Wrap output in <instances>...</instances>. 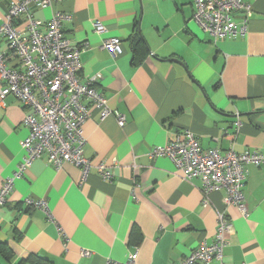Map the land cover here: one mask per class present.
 I'll list each match as a JSON object with an SVG mask.
<instances>
[{"label": "crops", "instance_id": "crops-1", "mask_svg": "<svg viewBox=\"0 0 264 264\" xmlns=\"http://www.w3.org/2000/svg\"><path fill=\"white\" fill-rule=\"evenodd\" d=\"M11 1L0 0V23ZM193 1L63 0L34 10L44 24L53 12L72 16L61 28L79 49L81 80L100 75L95 88L126 122L119 128L113 116L90 112L85 177L41 158L15 180L0 207V264H176L213 242L221 212L233 226L223 262L264 264V164L245 167L243 217L224 205L223 190L205 194L200 179H183L168 158L148 157L186 131L203 150L264 152V0H241L250 8L247 34L217 42L192 22ZM244 16L235 12L234 21ZM112 38L121 41L118 56L102 48ZM3 104L0 185L22 161L28 133L23 105L12 96ZM98 164L112 181L100 178ZM27 198L45 199L54 222L27 208Z\"/></svg>", "mask_w": 264, "mask_h": 264}, {"label": "built area", "instance_id": "built-area-1", "mask_svg": "<svg viewBox=\"0 0 264 264\" xmlns=\"http://www.w3.org/2000/svg\"><path fill=\"white\" fill-rule=\"evenodd\" d=\"M60 1L63 0H12L1 19L0 106L7 96L21 103L27 111L22 123L28 133L21 142L22 161L13 175L0 185V207L6 204L15 180L26 174L35 160L45 158L56 171L71 164L81 170L83 177L89 173L91 165L82 150L85 146L82 124L89 119L92 110L99 112L100 119L113 116L119 128L125 126V116L111 110L105 95L95 88L101 76L96 74L84 81L80 78L79 49L66 40L61 28L72 16L53 12L45 24L33 17L34 10L51 8L52 3ZM192 10V22L213 41L247 34L250 8L241 0H194ZM238 11L245 14L239 23L234 21ZM43 26L45 29L41 30ZM92 27L97 34L105 31L99 22ZM102 48L113 56L122 53L119 38L105 40ZM198 144L195 136L186 131L172 143L152 148L148 157L168 158L183 179H200L205 194L223 190L224 205L247 216L242 193L247 177L245 167L263 165L264 152L237 153L231 149L221 154L216 149L203 150ZM96 169L101 179L112 181L114 175L110 169L103 164H98ZM24 204L38 209L54 222L45 199L27 198ZM226 216L221 212L216 217L211 244L199 243L189 256L176 264H209L211 261L225 264L223 250L233 231L231 220ZM57 230L62 231L60 227Z\"/></svg>", "mask_w": 264, "mask_h": 264}, {"label": "trees", "instance_id": "trees-1", "mask_svg": "<svg viewBox=\"0 0 264 264\" xmlns=\"http://www.w3.org/2000/svg\"><path fill=\"white\" fill-rule=\"evenodd\" d=\"M24 264H49L46 259H41L39 257H34L28 259L27 262H24Z\"/></svg>", "mask_w": 264, "mask_h": 264}]
</instances>
